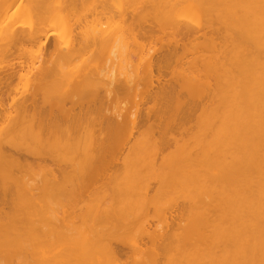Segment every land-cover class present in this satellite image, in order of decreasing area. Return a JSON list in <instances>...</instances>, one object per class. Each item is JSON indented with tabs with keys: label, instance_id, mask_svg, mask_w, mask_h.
<instances>
[{
	"label": "bare ground",
	"instance_id": "6f19581e",
	"mask_svg": "<svg viewBox=\"0 0 264 264\" xmlns=\"http://www.w3.org/2000/svg\"><path fill=\"white\" fill-rule=\"evenodd\" d=\"M4 18L0 57L45 47L0 68V264H264V0H0ZM162 33L161 56L138 44ZM112 40L141 68L118 82ZM76 58L104 65L61 89ZM145 98L148 150L119 138Z\"/></svg>",
	"mask_w": 264,
	"mask_h": 264
},
{
	"label": "rangeland",
	"instance_id": "374dc122",
	"mask_svg": "<svg viewBox=\"0 0 264 264\" xmlns=\"http://www.w3.org/2000/svg\"><path fill=\"white\" fill-rule=\"evenodd\" d=\"M89 5H87V3H80V5L77 7V9L75 10V16L78 17V19L82 20L81 24H84V17L86 15H89ZM71 18L74 19V17H68L66 19V27L63 28L62 34L64 35L65 38L67 37H71L75 34L78 33V26H74V21L69 20ZM90 19V17H88ZM68 20V21H67ZM8 20L7 19H1L0 20V30L3 27V25L6 24ZM107 22V19L104 18L100 21V25H104V22ZM108 22H110V20H108ZM4 23V24H3ZM120 32H121V28L120 26H116L111 28L110 30V35L113 36V40L116 39V37L120 38ZM51 33V32H49ZM161 35V36H160ZM164 35V33L162 34H158L157 36H153L152 38L146 37V38H141L138 41V44H141L143 47H145L146 49L150 48V50L155 51L156 55L155 56H161V52L163 49L160 48V46L162 45V43H160V39L159 37H162ZM54 35L50 34V39L49 41L52 40ZM158 41H156V40ZM113 40L111 42L110 45V56H111V61H108L105 65L104 63H98L96 59L92 58L87 60L86 62H83V60L81 59H74L70 64H67L65 66V74L62 75V81H60L61 83V89H72L75 88L77 85L78 80L80 79V76L82 74L83 71L90 69L93 72H96L97 69L99 68V65L102 66L104 65V72H102V74L100 75L101 78H104L105 80H113L114 82H118L119 80L124 79L125 77H129V76H134L135 73H137L138 71L141 70L140 68V64L138 61V57L136 56V54H134V50L135 48L131 45L128 44L127 48H123L122 44L120 46V43L118 45H116L115 43H113ZM183 42H187V41H183ZM154 46V48H156V50L152 49V47ZM44 47L45 45L43 44V41H39L37 43H34L32 46H27L26 47V53L25 51L21 50L22 52L20 53V55L16 57V54L11 55V57H0V68H2L5 64H7L8 62L12 63L15 62L17 60L20 61H24L25 59L23 58H28L29 55H31L32 57H34L35 55L37 56L40 52H44ZM31 48V49H30ZM25 49V48H24ZM31 50V51H30ZM115 52V56L112 55L111 52ZM29 53V54H28ZM32 53V54H31ZM31 56H29L31 58ZM190 56V55H188ZM23 57V58H22ZM14 58V59H13ZM21 58V59H20ZM28 59L29 61H37V57L34 61V59ZM14 60V61H13ZM28 60H26V62H28ZM25 62V61H24ZM29 63V62H28ZM36 65H38V63H36ZM175 77V72L173 71V69L167 70L165 73V80L167 81H172ZM32 74L28 73L25 74V72L23 73V76L19 77V78H15L10 86L9 89H11V93L12 96L15 99H19L21 98L23 95H25L26 93H28L29 89L31 88V80H32ZM154 85V83H153ZM145 88V89H144ZM139 89L142 91H140V94L144 95V92L146 91V85L144 83H141L139 86ZM147 89H150L149 87H147ZM155 90L154 87L151 88V91ZM100 95H103V91H99ZM101 95V96H102ZM119 99L116 100V103H127L129 104V107L127 108L131 113L134 112V108L133 106V91H130L128 93L125 94H121V96L119 95L118 97ZM182 101H186L187 100V95L185 93H182L180 96ZM160 105L158 103H154L152 101V99L150 98H145L141 104L139 105V110L141 112V117L137 118V122H138V128L136 129V133L133 134V136H129L128 133H121L119 135V138L121 141H126L128 142V146L130 144H132L133 140L135 139L138 146L142 149V150H148V146L150 145L149 139L148 137L145 136V123L146 120L148 122H152L153 121V114L155 113V111L157 110V108ZM172 106L167 108V114L166 116H169L170 113L172 112ZM170 111V112H169ZM150 117V120H149ZM131 119H134V116H131ZM146 119V120H145ZM190 125L193 126V123L190 122L187 127H189ZM16 139V136L14 137ZM173 147L170 148V150L172 151ZM169 150V151H170ZM168 152V151H166ZM165 152V153H166ZM164 153V154H165ZM36 171L38 170V168L35 169ZM131 238L133 239L134 237H132V235H130ZM129 236V238H130ZM130 238V239H131ZM45 250L48 251H52V249L54 248V246H52L49 243H45L44 245Z\"/></svg>",
	"mask_w": 264,
	"mask_h": 264
}]
</instances>
